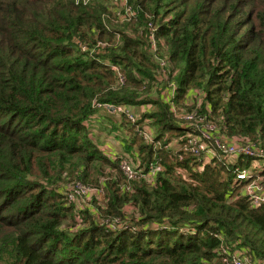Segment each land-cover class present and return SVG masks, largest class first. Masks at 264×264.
I'll return each mask as SVG.
<instances>
[{"label": "trees", "instance_id": "obj_1", "mask_svg": "<svg viewBox=\"0 0 264 264\" xmlns=\"http://www.w3.org/2000/svg\"><path fill=\"white\" fill-rule=\"evenodd\" d=\"M124 1L0 0V264H264V204L236 180L253 158L187 150L197 125L264 152V0ZM98 105L136 123L98 132ZM119 128L134 154L100 144ZM120 156L162 171L129 181Z\"/></svg>", "mask_w": 264, "mask_h": 264}, {"label": "built area", "instance_id": "obj_2", "mask_svg": "<svg viewBox=\"0 0 264 264\" xmlns=\"http://www.w3.org/2000/svg\"><path fill=\"white\" fill-rule=\"evenodd\" d=\"M102 107H106L108 109L110 107L114 108L113 106L108 105H98V108ZM117 111L121 114H125L132 123H136V117L133 116L128 109L119 107L117 108ZM195 128L199 131L200 135H188L189 142L187 150L194 157L199 158V161H202L203 156L205 157V160L207 158L211 159L212 157H215L217 150L224 152L228 159L232 158L235 160L241 157L253 158L252 163H257V161H262L264 159V152L262 150H258L249 143H243L238 146H234V144L228 145L222 140L212 136V127L208 128L210 129L209 131H203L197 125ZM140 135L145 141L151 143L153 142L154 136L151 134L150 129H145L144 132H140ZM118 160L120 162L122 172L129 181L145 180L152 182L156 178L157 174L162 171V168L158 165H152L147 170L136 169L132 166V161L128 156H120ZM258 167L259 166L256 165L252 169L249 168L244 171H239L236 175V180L238 182L252 180V182L244 189L243 196L248 199L253 208H258L264 204V185L253 179V177L260 175L259 172L261 171H258ZM86 189L90 190V188H85L81 185L77 186L74 193L69 194V199H72L73 196H75V193H80V191L84 192ZM222 254L224 255V262L226 264H259L247 257H241L238 255L233 256L226 251H223Z\"/></svg>", "mask_w": 264, "mask_h": 264}, {"label": "rangeland", "instance_id": "obj_3", "mask_svg": "<svg viewBox=\"0 0 264 264\" xmlns=\"http://www.w3.org/2000/svg\"><path fill=\"white\" fill-rule=\"evenodd\" d=\"M114 2H117L118 0H113ZM119 1H121L122 3H124L125 1L124 0H119ZM153 110H156L155 108H147V111L149 112V111H153ZM131 112V114L133 115V116H135L134 114H137V112H135L134 110H131L130 111ZM144 112H146L145 110H144ZM119 115L121 114V113H118ZM121 121H122V118H121ZM121 121H120V123H121ZM120 123H117V125H119ZM101 124H104L105 125V128H111V126H113V125H115V122L112 120V118L110 117V116H107L106 114H105V116L104 117H101L100 118V120L95 124V128L98 130V132H100V130L101 129H103L104 127H101L100 128V125ZM151 129H150V131H151V134L153 135V136H156V134H158L159 133V130H158V128H156V127H152V126H149ZM120 129V131L119 132H115L114 134L112 133V134H109L107 131H104L103 133H105V135L102 137V135H101V138H100V144L101 145H103V147L105 146L106 147V145L109 143V144H114V146H115V148H116V150L118 149L119 151V153L120 154H122V155H126V154H134L135 152L134 151H131V149H130V151H128V152H125V150L127 149V148H125V143L123 142V141H121V140H123L124 138H125V136H126V134H125V132L124 131H126L125 129H121V128H119ZM124 130V131H123ZM121 132V133H120ZM115 135H119V136H121L120 137V139L121 140H117L116 139V136ZM168 138V137H167ZM173 138V137H172ZM117 141H120L119 143L120 144H118V146H117V144H116V142ZM127 144L129 143V142H126ZM123 144V145H122ZM233 145V144H232ZM238 145H241V143H239L238 141H237V143H235L234 144V146H238ZM122 146H124L123 148H122ZM179 147V144H178V142H176V143H173L172 142V145H171V148H178ZM136 149V148H135ZM130 152V153H129ZM203 160H205V157L203 156V158H202V161ZM210 159H206V161H209ZM229 161H231V162H235V160L234 159H232V158H229L228 159ZM139 163V160L137 161V162H132V166L134 167V168H137V164ZM256 165H258L259 167H258V171H262L263 169H264V161H257V163H252L251 164V169L254 167V166H256ZM136 181V180H135ZM69 191H72L73 189L72 188H70V189H68ZM78 191V190H77ZM244 192V191H243ZM102 199V196H98L97 195V191L96 190H94V189H90V190H88V189H86L84 192H81L80 191V193H78L77 192V194L75 193V196H73V198L72 199H69L70 200V202L72 203V205L73 204H75V206H77V208L79 209V210H85V209H90V210H92L93 208H94V205H93V201L94 200H101Z\"/></svg>", "mask_w": 264, "mask_h": 264}, {"label": "crops", "instance_id": "obj_4", "mask_svg": "<svg viewBox=\"0 0 264 264\" xmlns=\"http://www.w3.org/2000/svg\"><path fill=\"white\" fill-rule=\"evenodd\" d=\"M130 110H133V109H131V108H129ZM144 110L145 111H147V107H141L140 109H139V111H141V112H144ZM106 111H109L110 113H112V114H114V115H116L115 113L117 112V113H119L117 110H114V111H112V110H110V109H108V108H106V107H102V108H100L99 109V113L100 114H105L106 113ZM117 116V117H116ZM115 117L116 118H118L119 119V116L118 115H116ZM101 126V125H100ZM120 141H117L116 142V144H117V146H118V144H120L119 143ZM101 146V145H100ZM102 147V146H101ZM106 148H110V151H111V153L112 154H116L119 150L117 149L116 150V148L115 147H113V146H106Z\"/></svg>", "mask_w": 264, "mask_h": 264}, {"label": "water", "instance_id": "obj_5", "mask_svg": "<svg viewBox=\"0 0 264 264\" xmlns=\"http://www.w3.org/2000/svg\"><path fill=\"white\" fill-rule=\"evenodd\" d=\"M109 109H110V110H112V111H114V110H115V109H114V108H112V107H110Z\"/></svg>", "mask_w": 264, "mask_h": 264}]
</instances>
